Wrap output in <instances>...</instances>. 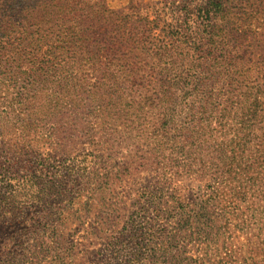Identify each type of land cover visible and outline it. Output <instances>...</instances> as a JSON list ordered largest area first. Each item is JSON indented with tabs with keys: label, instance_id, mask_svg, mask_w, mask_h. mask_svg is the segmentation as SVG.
<instances>
[{
	"label": "trees",
	"instance_id": "obj_1",
	"mask_svg": "<svg viewBox=\"0 0 264 264\" xmlns=\"http://www.w3.org/2000/svg\"><path fill=\"white\" fill-rule=\"evenodd\" d=\"M168 2L151 20L145 0H0V93L18 125L35 141L45 129L51 144L67 119L96 142L112 136L105 117L144 115L133 132L144 139L134 137L136 153L147 154L133 164L163 190L194 177L240 202L246 182L264 174V85L251 84L247 44L264 0ZM131 86L138 101L119 96ZM163 148L171 158L154 160Z\"/></svg>",
	"mask_w": 264,
	"mask_h": 264
},
{
	"label": "rangeland",
	"instance_id": "obj_2",
	"mask_svg": "<svg viewBox=\"0 0 264 264\" xmlns=\"http://www.w3.org/2000/svg\"><path fill=\"white\" fill-rule=\"evenodd\" d=\"M145 1L151 20L170 4ZM258 20L257 33L247 35L249 52L255 51L252 86L264 85V17ZM124 89L120 97L138 101L129 89L139 86ZM13 113L0 93V264H264L261 168L237 203L194 177H175L163 190L151 169L132 163L147 154L136 153L133 132L145 127L144 115H112L110 123L105 117L102 128L112 136L96 142L67 119L56 126L64 139L51 144L42 140L45 129L35 141L36 133L19 126ZM106 142L112 147L103 152ZM164 150L151 151L152 158L167 162Z\"/></svg>",
	"mask_w": 264,
	"mask_h": 264
}]
</instances>
